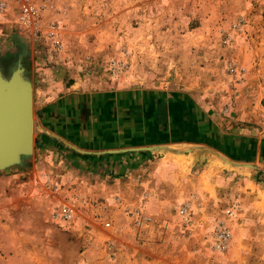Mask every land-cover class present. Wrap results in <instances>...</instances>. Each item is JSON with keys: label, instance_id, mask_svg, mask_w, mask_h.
Here are the masks:
<instances>
[{"label": "rangeland", "instance_id": "374dc122", "mask_svg": "<svg viewBox=\"0 0 264 264\" xmlns=\"http://www.w3.org/2000/svg\"><path fill=\"white\" fill-rule=\"evenodd\" d=\"M31 1L39 9L38 40L19 25L13 2L0 15L6 39L0 72L7 78L18 65L25 78L27 72L36 123L32 151L0 169L14 174L0 181V264H264V195L246 184L264 188V0ZM49 30L60 51L45 39ZM71 82L92 90L146 85L198 94L232 134L221 141L248 135L242 148L249 158L236 163L214 152L217 173L226 171L238 183L232 192L224 185L205 188L207 198L198 199L189 198L192 192L158 191L145 207L151 219L139 222L114 197L132 206L143 191L52 179L42 172V159L34 161L42 132L32 84ZM172 149L159 151L181 153ZM71 193L80 202L78 216L73 223L55 221L53 210ZM227 208L234 210L231 220ZM220 221L232 232L224 250L211 239Z\"/></svg>", "mask_w": 264, "mask_h": 264}, {"label": "crops", "instance_id": "0c3cea01", "mask_svg": "<svg viewBox=\"0 0 264 264\" xmlns=\"http://www.w3.org/2000/svg\"><path fill=\"white\" fill-rule=\"evenodd\" d=\"M1 36L0 41H6ZM25 75L30 80L27 72ZM67 83L49 87L32 84L38 104L36 126L42 132L37 143L39 157L34 161L42 159V172H49L52 179L60 178L63 184L92 181L111 189L143 191L148 194L147 201L153 195L156 198L158 191L172 190L175 197L192 192L189 198H207L205 188L224 185L232 192L233 184L238 183L226 171L217 173L220 167L213 162L219 155L214 152L231 162L247 159L250 156L242 145L248 135L221 141L224 134H232L222 130L221 118L198 94L146 85L92 90ZM255 145L259 157L261 149L257 142ZM144 146L155 147L108 152ZM168 147L181 154L168 156L158 149ZM10 174L3 171L0 181L14 176ZM246 184L260 187L264 195L259 182Z\"/></svg>", "mask_w": 264, "mask_h": 264}, {"label": "water", "instance_id": "95a60500", "mask_svg": "<svg viewBox=\"0 0 264 264\" xmlns=\"http://www.w3.org/2000/svg\"><path fill=\"white\" fill-rule=\"evenodd\" d=\"M32 114V88L23 75V68L18 65L7 78L0 72V169L19 163L22 156L32 151ZM153 147L155 146L130 147L108 152Z\"/></svg>", "mask_w": 264, "mask_h": 264}, {"label": "built area", "instance_id": "2783aa9c", "mask_svg": "<svg viewBox=\"0 0 264 264\" xmlns=\"http://www.w3.org/2000/svg\"><path fill=\"white\" fill-rule=\"evenodd\" d=\"M12 2L15 4L13 9L17 10V20L21 27L24 29H28L31 31V34L34 35L35 39H39L40 36H37V32H39V9L31 0H0V15L4 13L9 7ZM55 31L49 30L45 37V39L53 40L55 36ZM53 43V47L56 51H60L62 49V43L57 39L55 41H51ZM233 70V68H231ZM148 194L143 193L140 197L139 201L135 203L133 208L131 209L132 202H126L123 197L120 195H115L114 203L117 207L124 208V211L127 213H131L139 222L148 221L151 219L150 215L146 212L145 207L147 204ZM99 202L91 203L97 207ZM102 205V208H106ZM80 207V202L77 199L74 193H71L67 198L66 201L62 203L61 206L56 207L52 212V217L55 221L61 223H73L78 216ZM225 216L229 220L235 217L234 210L231 208H227L225 210ZM104 226L110 227L111 222L106 220L104 222ZM211 239L213 241V245L220 250H224L228 247L231 238L232 232L230 227L225 221H220L217 223L213 229L211 230Z\"/></svg>", "mask_w": 264, "mask_h": 264}, {"label": "bare ground", "instance_id": "6f19581e", "mask_svg": "<svg viewBox=\"0 0 264 264\" xmlns=\"http://www.w3.org/2000/svg\"><path fill=\"white\" fill-rule=\"evenodd\" d=\"M33 108V107H32ZM30 119H31V128H30V131H32V137H33V132H34V129H35V124H34V115L32 114V116H30ZM21 124V121L19 122ZM3 136V135H2ZM154 148V147H153ZM159 149V148H158ZM181 154V153H180Z\"/></svg>", "mask_w": 264, "mask_h": 264}]
</instances>
